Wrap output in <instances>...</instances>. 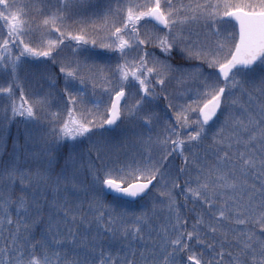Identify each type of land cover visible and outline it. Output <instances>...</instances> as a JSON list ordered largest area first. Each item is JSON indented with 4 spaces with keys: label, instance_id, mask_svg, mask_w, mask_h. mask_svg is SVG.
<instances>
[{
    "label": "snow or ice",
    "instance_id": "6c2138e0",
    "mask_svg": "<svg viewBox=\"0 0 264 264\" xmlns=\"http://www.w3.org/2000/svg\"><path fill=\"white\" fill-rule=\"evenodd\" d=\"M0 264H264V0H0Z\"/></svg>",
    "mask_w": 264,
    "mask_h": 264
}]
</instances>
